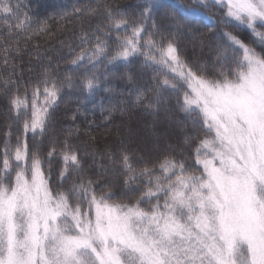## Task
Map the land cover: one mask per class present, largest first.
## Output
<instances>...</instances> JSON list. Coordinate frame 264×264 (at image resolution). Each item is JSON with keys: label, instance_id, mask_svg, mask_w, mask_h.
<instances>
[{"label": "snow or ice", "instance_id": "snow-or-ice-1", "mask_svg": "<svg viewBox=\"0 0 264 264\" xmlns=\"http://www.w3.org/2000/svg\"><path fill=\"white\" fill-rule=\"evenodd\" d=\"M38 15L32 0H0V264H264V0H140L135 12L85 0L60 12L81 22L68 67L37 44L26 80L19 36L50 34ZM136 63L126 93L154 118V142L99 149L75 142L79 125L57 131L65 97L111 94ZM94 106L112 119L111 95ZM161 111L178 132L155 133Z\"/></svg>", "mask_w": 264, "mask_h": 264}, {"label": "trees", "instance_id": "trees-1", "mask_svg": "<svg viewBox=\"0 0 264 264\" xmlns=\"http://www.w3.org/2000/svg\"><path fill=\"white\" fill-rule=\"evenodd\" d=\"M85 0H32L33 11L38 13L39 19H48L50 26L49 32L34 35L30 40H26L24 35L19 36V46L21 52L15 59L17 73L23 70L25 79L27 80L30 76L34 77L33 73L28 72V67L31 63L33 68L38 66L37 52L35 45H40V56L50 57L53 66L55 67L57 62L59 69L63 70L68 67V60L71 57L68 54L69 46L79 51L76 45L79 44V26L80 21L74 17L69 16L65 19H60V12L66 10L69 13L72 11L74 6L84 3ZM115 3L121 6H129L134 12L137 10V5L140 0H114ZM185 3H190L191 0H184ZM138 14V13H137ZM232 30V29H229ZM205 32V40L207 44V38L210 34ZM63 42V43H61ZM3 41L0 40V44ZM13 43H15L13 41ZM191 50V44L188 45ZM199 54V49H197ZM204 59L209 61L208 67L211 70V52L208 47L203 49ZM43 63H48L47 59L43 60ZM151 73V69L147 70ZM139 77L142 72L140 63H136L130 66L129 69L121 68L111 80L114 91L109 93H100L97 95L95 100H87L81 102L77 100L75 96H67L60 104L58 109V117L60 119V128L66 132L68 127L79 125L81 129V136L75 142L77 144H83L88 141V136H95L96 143L94 147L103 149L104 147H115L118 144L119 139L126 138L130 141V146L133 148L143 147L144 141L154 142L156 137L153 133V117L148 116L142 107L136 104L135 96L128 95L126 89L128 85L126 83V77L129 73ZM9 75L8 71H5L4 67L0 65V87H2V81ZM111 95L113 104H116V109L112 112V119L106 121L105 116L108 115L107 111H101L98 105L100 100L104 97ZM123 100L124 103L120 104L119 101ZM105 107H110L107 99L104 100ZM5 101L0 96V113L4 111ZM79 108L80 111L77 113V120L71 121L67 117L71 113ZM120 109H125L121 112ZM176 118L180 117L179 113H173ZM159 123L155 127V133L157 135H164L166 133L178 132L179 128L183 125H178L175 119H166L165 113L161 111L158 117ZM6 130L5 121L0 117V140L3 139V133ZM15 136H13V141ZM55 166V165H54Z\"/></svg>", "mask_w": 264, "mask_h": 264}]
</instances>
